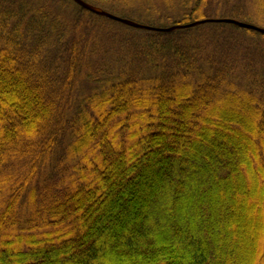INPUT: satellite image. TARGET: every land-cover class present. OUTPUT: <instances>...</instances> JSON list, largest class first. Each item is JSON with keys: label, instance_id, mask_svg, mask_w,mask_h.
<instances>
[{"label": "trees", "instance_id": "trees-1", "mask_svg": "<svg viewBox=\"0 0 264 264\" xmlns=\"http://www.w3.org/2000/svg\"><path fill=\"white\" fill-rule=\"evenodd\" d=\"M83 1L0 0V264H264V0Z\"/></svg>", "mask_w": 264, "mask_h": 264}, {"label": "water", "instance_id": "water-1", "mask_svg": "<svg viewBox=\"0 0 264 264\" xmlns=\"http://www.w3.org/2000/svg\"><path fill=\"white\" fill-rule=\"evenodd\" d=\"M77 1L79 4H81L83 7L91 10V11H94L96 13H101L113 20H116V21H120V22H123L127 25H130V26H133V27H144L143 25L137 23V22H134L130 19H127V18H122V17H119L117 15H114V14H111V13H108L106 11H103L101 8H98V7H95L89 3H86L85 1L83 0H75ZM212 20H215V19H212ZM220 21H224L226 23H231V24H235L239 27H242V28H246V29H252V30H255V31H258V32H261L264 34V28H260L258 26H255L253 24H250V23H247V22H243V21H239V20H236V19H232V18H223V19H218ZM177 26H171L169 28H162L160 30H173L175 29Z\"/></svg>", "mask_w": 264, "mask_h": 264}, {"label": "rangeland", "instance_id": "rangeland-1", "mask_svg": "<svg viewBox=\"0 0 264 264\" xmlns=\"http://www.w3.org/2000/svg\"><path fill=\"white\" fill-rule=\"evenodd\" d=\"M213 15H215V14H213ZM250 212V208L248 207L247 208V210L246 211H237V216L240 214L241 216H245V214H247V213H249ZM241 219H243V217L241 218ZM232 219H230V220H227L226 221V223L225 224H220L219 226H224V225H226L225 227H227V225H233L234 223L236 224L237 222H236V219H233L232 221H231ZM229 221V222H228ZM238 221V220H237ZM242 233V232H241ZM249 234V232L247 233V232H245V234L243 235V237L244 238H250V236L248 235ZM233 244V243H232ZM231 244V245H232ZM233 246H235L234 244H233ZM251 249V248H250ZM251 251H254V252H256L255 250H254V248H253V250L251 249Z\"/></svg>", "mask_w": 264, "mask_h": 264}]
</instances>
